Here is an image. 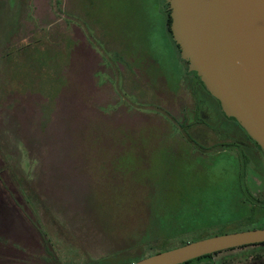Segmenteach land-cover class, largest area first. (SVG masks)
Masks as SVG:
<instances>
[{
    "label": "rangeland",
    "instance_id": "obj_1",
    "mask_svg": "<svg viewBox=\"0 0 264 264\" xmlns=\"http://www.w3.org/2000/svg\"><path fill=\"white\" fill-rule=\"evenodd\" d=\"M25 1L0 0V264H87L101 257L107 259L95 264H124L133 254L191 241L225 223V229L264 226L258 211L240 215L264 199L262 152L193 76L178 93L184 103L191 97L189 110L205 112L204 121L178 130L171 111H162L180 78L168 58L172 46L156 63L137 60L132 72L112 70L100 43L90 41L92 29L76 25L80 17L71 28V18L65 20L59 44L67 10H74L61 8L60 0H28L25 11ZM80 4L126 42H139L135 48L150 45L153 33L158 38L163 18L171 41L164 0ZM40 32L45 42L32 45L28 40ZM87 47V63L75 62V51L81 60ZM76 63L87 73L90 94L83 79H74ZM261 247L188 264H264Z\"/></svg>",
    "mask_w": 264,
    "mask_h": 264
},
{
    "label": "water",
    "instance_id": "obj_2",
    "mask_svg": "<svg viewBox=\"0 0 264 264\" xmlns=\"http://www.w3.org/2000/svg\"><path fill=\"white\" fill-rule=\"evenodd\" d=\"M164 1L179 57L264 155V0ZM259 242L264 227L198 238L128 264H180Z\"/></svg>",
    "mask_w": 264,
    "mask_h": 264
},
{
    "label": "crops",
    "instance_id": "obj_3",
    "mask_svg": "<svg viewBox=\"0 0 264 264\" xmlns=\"http://www.w3.org/2000/svg\"><path fill=\"white\" fill-rule=\"evenodd\" d=\"M48 1L49 0H47V4H48ZM80 1L81 0H70L69 1L70 3L67 4V0H60L61 8L64 6L67 9L70 8V9L74 10V14L75 15L68 14L69 12L67 10L66 18L64 19V26H63V29H62L63 32L61 33L60 37L58 38L59 44L60 43L62 44V41H63V39L65 37V28L67 27V25L65 24V20L67 18H69V17L71 18V20L69 22V27L71 28V27H73V24L75 23L74 19L76 17H78V19H79V17H80L82 19V22L79 23V24H76V25H82V26L86 25L88 28L92 29V32L94 33L95 36H92V39L90 41L92 42L93 45H95L94 44V40H93V38H94L95 41H98L100 43L99 52H102L106 56V58L107 57L109 58V61H110L109 66H110V69H112V70L116 69L117 71H122L124 69L122 71L123 73H128V71L132 72L134 69L136 70V68H135L136 66L133 65V62H135L137 60L143 61V62H149V63L150 62L156 63V62H158L157 58H158L159 55H160L159 61L162 60L163 54H166V55L169 56L170 53H169L167 44L169 46L173 47V51H172L173 55L170 54V57H171L172 60L170 59V57H168L170 62L173 65H174V63H176V65L177 64L179 65L178 51H176V49L173 46V43L170 41V39H166L165 40V35L163 33L164 32V18H163L160 26H157L155 24L156 25L155 27L157 29L158 38L155 37L154 33L152 34L151 40H153V41H152V43H150L151 47H150V45L148 43L145 42V44H144V42H142V45H145L143 48H142V45L140 46V48H139V46H138V48H135L133 46V44L134 43L136 44V43H139V42H132L131 41L132 40L131 36H126L125 37V38H128V39H131L130 40L131 42H126V40L123 37H121L120 35L117 36V33L115 31H110L109 29H107L108 25L107 26L105 25V21L102 20L100 14L92 15V14H89V13L83 11L80 8L81 7ZM25 2H26V5H25L26 7H23L22 9H24L25 11H29L30 9L28 7L29 6L28 5V0H26ZM86 15H88V17H90L88 22L85 19ZM100 29H102L101 35L98 33V32H100L99 31ZM161 32H162L163 35L161 34ZM138 35H139V33L137 34L136 39L137 40H141V36L138 38ZM44 37L45 36L42 34V32H40V36H39L38 39L37 38L29 39L28 41L32 45H34V44L35 45H41V44H43L41 42H45V38ZM156 40H158V41L156 42ZM50 41L54 42V41H57V40L56 39H53V40L50 39ZM133 41H134V39H133ZM147 46H149L151 50H149ZM79 52H81V60L75 58L76 51H75V55L72 56V59H74L75 62L87 63V54L89 53L88 47L84 48V49H80ZM125 69H127L128 71H126ZM73 73H74V76H75L74 79H75V81H77V84L79 82H81L80 79L84 80V82H83L84 87H86L87 93L90 94L91 90H90V87H89L88 77H87V73H85L84 69H82L80 67V65H78L76 63V64H74ZM127 83H128V80H127ZM105 87L106 86L103 85L100 90H104ZM97 91H99V90H95L94 89V93L97 92ZM111 92H112V90H111ZM79 96H80V94L77 92V98ZM77 102L79 104L80 101H77Z\"/></svg>",
    "mask_w": 264,
    "mask_h": 264
},
{
    "label": "flooded vegetation",
    "instance_id": "obj_4",
    "mask_svg": "<svg viewBox=\"0 0 264 264\" xmlns=\"http://www.w3.org/2000/svg\"><path fill=\"white\" fill-rule=\"evenodd\" d=\"M178 59H179V63H180L177 66V68H179V70L177 72V74H178L177 76L180 77V78H178L179 83L175 87H173L174 89H170L169 90V92L171 91V93H170V95H168V98H165L164 99L166 101V102H163V104L165 106H162L161 109L165 113H167L168 111H171V115H169V116H171L172 121L176 123L175 124V128H177L178 130L179 129L180 130L185 129V130L188 131V128L189 129H192V128L194 129V125L201 124L204 121V119H205L206 116H205V112H203L202 109H199L198 106H197V109L195 111L193 110L196 116L195 115L194 116L191 115L193 111L192 110H189V108L191 106V97H190V95H188L190 98L188 99L187 102L184 103V101H181V97H180V95L178 93L179 88L180 87H184L185 90H186V89H188V86H189V85L186 84L187 81H185V78H188L189 76H191V77L193 76L195 78V81L198 82V84L202 87V89L205 91V93L210 98H213V97L205 90L204 86L202 85V83L200 82V80L198 79V77L195 75V73L193 71L187 69L186 61H184L180 57ZM181 66L183 68H181ZM186 70L188 71L189 74L191 73L192 75L186 74L185 73ZM182 78H184V79H182ZM172 79H173V77H172ZM174 79H175V77H174ZM190 82H191V80H190ZM188 93H189V91H188ZM214 100L217 103V100L216 99H214ZM176 102H177V106H175ZM217 105H218V103H217ZM158 107H159V105L157 104L156 105V108H158ZM169 108H171V110ZM179 109H181V110H179ZM218 110H220L219 106H218ZM182 112H183V114H182ZM220 113L222 115H224L221 110H220ZM159 114H161V113H159ZM224 116L230 118L243 131V129L236 123V121L232 117H229V116H226V115H224ZM181 124H183L184 127H182L183 125H181ZM193 129H192V131H193ZM243 133L245 134V138L248 139L258 150H260L258 148V146L256 145V143L252 139H250L246 135V133L244 131H243ZM256 201H260V199H256Z\"/></svg>",
    "mask_w": 264,
    "mask_h": 264
},
{
    "label": "trees",
    "instance_id": "obj_5",
    "mask_svg": "<svg viewBox=\"0 0 264 264\" xmlns=\"http://www.w3.org/2000/svg\"><path fill=\"white\" fill-rule=\"evenodd\" d=\"M169 22H170V18L168 16V9H167V4H166L165 27H166L167 33L169 34V37L171 38L170 31H169ZM171 41L173 42V45L175 46V48L178 50V47L174 43V41L172 40V38H171ZM241 188H242V186H241ZM244 190L246 191L245 188H244ZM254 201L255 202H258L255 199H254ZM256 205H257V203H256ZM241 209H242V211L240 212V215L242 216V218L249 219V218H251L250 216H252L253 214H256L255 212H257V211L262 215V216H259V217L260 218H264V199L260 200V203L257 206L250 205L249 207H243ZM225 226H226V223H225V225L223 224V226L220 225L221 228H219V230H217L215 232L213 231V232H207L205 234H199V235H197L196 238H194L192 240H195V239H198V238H202V237H206V236H210V235H214V234H221V233H225V232H231V231L241 230V229H238V227L237 228H233V229L232 228L231 229H225ZM263 227L264 226H257V227H254V228H263ZM147 238L145 239L144 242H148L149 241V239H147ZM183 243H185V242H177L176 244H173V245L168 246V247H160V248H157L155 250L147 251L144 254H141V253L140 254H133L132 256L128 257L129 258L128 259V262H126L124 264H128V263H130L132 261H135V260H137V259H139V258H141L143 256H146V255H149V254H152L154 252L161 251V250H164V249H167V248H171V247H174V246L183 244ZM249 245H254V246H258L259 245V246H262L261 248L264 250V242L247 244V245H242V246H238V247H234V248H240V247L249 246ZM230 249H233V248H229V249H225V250H230ZM221 251H223V250H221ZM120 252H122V251L121 250H118V252H116V253L117 254H120ZM213 253H216V252H213ZM213 253L204 254V255H201L199 257H196V258L187 260V261H185L183 263H180V264H188L192 260H196V259H200V258H204V257H210V255L213 254ZM106 259H107L106 257H101V258H98V259H95V260H90L87 264H95V263L104 261Z\"/></svg>",
    "mask_w": 264,
    "mask_h": 264
}]
</instances>
